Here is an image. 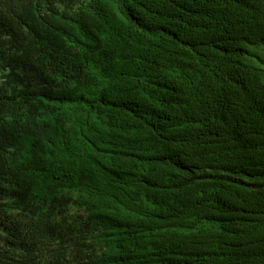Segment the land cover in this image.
Segmentation results:
<instances>
[{
  "label": "trees",
  "instance_id": "16d2710c",
  "mask_svg": "<svg viewBox=\"0 0 264 264\" xmlns=\"http://www.w3.org/2000/svg\"><path fill=\"white\" fill-rule=\"evenodd\" d=\"M0 264H264V0H0Z\"/></svg>",
  "mask_w": 264,
  "mask_h": 264
},
{
  "label": "clouds",
  "instance_id": "9594fccd",
  "mask_svg": "<svg viewBox=\"0 0 264 264\" xmlns=\"http://www.w3.org/2000/svg\"><path fill=\"white\" fill-rule=\"evenodd\" d=\"M9 78L5 77V74L0 73V94L3 92V87L8 82Z\"/></svg>",
  "mask_w": 264,
  "mask_h": 264
}]
</instances>
